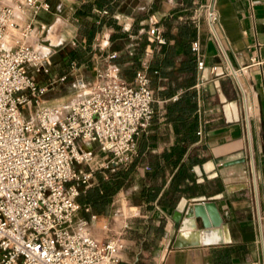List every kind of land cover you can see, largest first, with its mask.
I'll use <instances>...</instances> for the list:
<instances>
[{"label":"crops","instance_id":"1","mask_svg":"<svg viewBox=\"0 0 264 264\" xmlns=\"http://www.w3.org/2000/svg\"><path fill=\"white\" fill-rule=\"evenodd\" d=\"M45 1H49L56 12L46 21L37 19L34 30H48L51 35L54 30H66L62 34L63 41L73 42L78 37V46L85 48L76 10L82 3L93 0ZM123 1H119L110 16L117 20L127 37L118 42L111 40L113 29L103 24L91 46L104 37L108 44L103 51L94 52L113 57L119 70L126 69V75L133 72L134 78L138 68L133 55L137 53L138 37L143 33L148 37L151 18L158 20L167 43L158 46L149 41L141 49L140 62L147 61L155 100L150 125L142 134L146 136L141 155L143 162L113 196L105 214H93L90 210L85 219L90 222L104 220L107 224L116 202L132 189L141 218L124 219L127 228L136 233L128 235L119 264H264V0H214L217 18L213 29L204 11L198 12L199 6L210 5L211 0H192L190 4L183 0H125V7ZM63 7L68 12L59 17ZM97 10L93 11L98 15V24L109 14L101 15ZM135 22L139 26L137 33ZM57 41L60 43L59 39ZM193 44L197 52L192 49ZM91 46L89 52L93 51ZM198 57L203 60L204 68H208V77L203 78L201 85L199 81L203 76L202 70L197 68ZM229 69L236 71L238 80ZM187 90L195 91L197 129L196 139L189 144L184 159L195 152L202 159L201 164L212 160L217 177L207 179L202 173L204 181L198 182L200 172L192 169L176 203L181 197L221 194L222 198L214 202L224 222L233 226L231 233L236 239L228 244L172 248L177 230L171 213L176 203L172 207L158 204L171 178L168 171L166 182L151 208L139 202L138 193L147 164L179 138L172 123L166 121L165 106ZM223 99L237 101L238 122L225 121ZM199 130L202 131L200 136ZM94 149L99 151L96 145ZM160 182L158 179L157 184ZM231 184H245L246 187L228 192L226 186ZM92 215L97 218L92 220Z\"/></svg>","mask_w":264,"mask_h":264},{"label":"built area","instance_id":"2","mask_svg":"<svg viewBox=\"0 0 264 264\" xmlns=\"http://www.w3.org/2000/svg\"><path fill=\"white\" fill-rule=\"evenodd\" d=\"M5 1L0 0V264H119L124 236L100 239L90 221L75 222V216L90 211L78 197L95 184L97 173L117 170L137 153L154 114L147 61L141 60L130 82L111 64L106 80L89 83L78 99L62 109L46 105L41 98L48 85L33 75L48 72L49 53L40 54L28 41L35 18L49 4L18 0L15 7ZM201 11L213 29L214 9L208 4L199 6ZM97 12L108 15L106 9ZM147 35L158 46L166 43L157 19H150ZM106 40L94 41L92 50L103 51ZM192 49L198 51L195 44ZM197 68H204L201 57ZM229 73L237 79L236 71ZM203 81L200 77L199 85ZM84 143L105 156L82 150ZM140 212L129 206L122 216L132 219Z\"/></svg>","mask_w":264,"mask_h":264},{"label":"trees","instance_id":"3","mask_svg":"<svg viewBox=\"0 0 264 264\" xmlns=\"http://www.w3.org/2000/svg\"><path fill=\"white\" fill-rule=\"evenodd\" d=\"M120 0H93L82 3L76 10V16L81 21L80 37L85 40L86 46L82 48L78 46L69 52L71 60H77L78 63L87 60L84 55L89 54L92 39L99 32L103 24L111 27L113 32L110 39L113 41H121L127 37L126 32H122L121 25L116 19L110 15L112 11L119 6ZM185 3H191L192 0H183ZM106 9L108 16H103L99 23H96L98 15L94 9ZM186 27V26H185ZM189 28H185V30ZM139 30V26L135 22V33ZM166 39V38H165ZM151 41L145 33L139 35L137 53L133 55L136 68L140 65L141 49ZM152 42V41H151ZM167 43V40H166ZM165 43V44H166ZM164 44V45H165ZM137 56V57H136ZM149 77V69L147 70ZM126 78L130 81L133 78V72H129ZM150 85V80H149ZM151 88V86H150ZM155 102V100H154ZM153 102V103H154ZM166 121L171 122L175 131L179 134L177 142L169 149L164 150L159 155H154L145 168V174L139 189V202L145 204L149 209L158 197L159 192L166 182V172L171 176L168 187L163 191L158 199V204L172 207L178 196L183 192V185L186 179L191 176L193 167L201 164V158L195 152H190L184 159V154L189 146L196 139L197 119L195 116L196 96L194 90H187L175 101L166 104ZM146 136L142 135L139 142L137 153L132 157L130 162L114 171L98 172L96 175L97 182L90 188L81 191L78 202L82 207L88 206L93 214H105L117 191L126 185L132 178V174L136 167L143 162L142 152L146 144ZM160 179V185L157 180ZM86 215L87 213L84 212Z\"/></svg>","mask_w":264,"mask_h":264},{"label":"rangeland","instance_id":"4","mask_svg":"<svg viewBox=\"0 0 264 264\" xmlns=\"http://www.w3.org/2000/svg\"><path fill=\"white\" fill-rule=\"evenodd\" d=\"M17 1L18 0H12V2L9 3H12L16 7L18 4ZM48 3V10L40 12L39 16L35 18L34 29L37 24V19L46 21L49 16H54L53 14H55L56 11L51 9V4L49 1ZM123 3V7H125V0ZM67 12L68 11L65 10V7H63L58 13V16H65ZM136 12L140 11H135V13ZM64 31L66 30H54L52 31L51 35L48 34V30H33V38L28 41V43L31 44L40 54H45L41 53L40 48H46V53H49L48 58L51 64L48 67V72L42 71L41 73L33 75L37 83L41 85H48V91L42 96L41 99H43L44 103L49 106L63 107L70 101L78 99L82 92L87 89L89 83L105 81L108 65L114 64V61L112 60L113 57L109 58L108 54L104 55L94 51L83 56H88L87 59L90 58L89 61L85 60L78 63L77 60H71L69 52L77 48L78 37H75L74 44L70 40L63 41L61 38ZM47 37L49 39H46ZM57 39H59L60 43H57ZM97 71L102 74L101 77L97 76ZM126 71V69L121 68L118 72V76L129 81L126 78ZM63 76H65V79L61 80ZM99 152L101 151H97L96 155L102 156V152ZM136 203V195L133 194L132 189H128L127 193L121 197V200L116 202L110 217L107 218V227L104 228L106 223L104 220L90 222L92 233L100 239H104L107 236H111L113 234L121 233V235L124 236L125 241H127L126 239L128 235H133L136 232L130 231L128 228L125 229L123 227L125 222L122 212H128V207L135 206ZM120 209L122 210L120 211ZM83 218H85V215L82 210H79L75 216V222ZM137 218L139 219L141 217L139 216L135 219Z\"/></svg>","mask_w":264,"mask_h":264},{"label":"water","instance_id":"5","mask_svg":"<svg viewBox=\"0 0 264 264\" xmlns=\"http://www.w3.org/2000/svg\"><path fill=\"white\" fill-rule=\"evenodd\" d=\"M214 0L210 6L213 8ZM208 68L202 70V76L207 79ZM222 112L227 123L238 122L239 111L236 100H222ZM194 172H200L198 182H203L206 175L207 179L217 177L215 164L208 160L201 165L193 167ZM246 187L245 184H231L226 186L228 192L240 190ZM222 198L221 194L206 196H193L190 199L181 197L176 203L172 213L171 221L177 232L171 244L172 248H185L200 245H220L228 244L236 239L232 236V225L224 222L223 217L218 211L215 200ZM205 241H210L206 243Z\"/></svg>","mask_w":264,"mask_h":264},{"label":"bare ground","instance_id":"6","mask_svg":"<svg viewBox=\"0 0 264 264\" xmlns=\"http://www.w3.org/2000/svg\"><path fill=\"white\" fill-rule=\"evenodd\" d=\"M7 2L11 1V0H6ZM41 53H45L42 55H46L48 53H46V48H40ZM28 68H30V66H28ZM238 80V78H237ZM58 107V106H57ZM59 109H62L63 107H58ZM94 148V144H88V143H84L81 145V149L82 150H86V151H90L91 149Z\"/></svg>","mask_w":264,"mask_h":264},{"label":"clouds","instance_id":"7","mask_svg":"<svg viewBox=\"0 0 264 264\" xmlns=\"http://www.w3.org/2000/svg\"><path fill=\"white\" fill-rule=\"evenodd\" d=\"M206 243L210 242V241H205Z\"/></svg>","mask_w":264,"mask_h":264}]
</instances>
